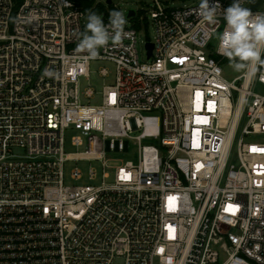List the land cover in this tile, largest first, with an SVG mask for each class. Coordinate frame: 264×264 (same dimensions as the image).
Masks as SVG:
<instances>
[{
  "label": "built area",
  "instance_id": "built-area-1",
  "mask_svg": "<svg viewBox=\"0 0 264 264\" xmlns=\"http://www.w3.org/2000/svg\"><path fill=\"white\" fill-rule=\"evenodd\" d=\"M86 1L0 0V264H264V81L224 76L211 47L223 15L210 25L201 0H150L155 38L142 61L148 18L126 14L121 43L97 58L115 64V80L93 105L82 95L94 90L80 89L92 60L75 52L74 33L94 8L105 24L119 9ZM228 1L209 4L222 12ZM46 67L58 75L42 77ZM70 127L136 159L113 168L112 183L69 185L67 160L104 155L66 153Z\"/></svg>",
  "mask_w": 264,
  "mask_h": 264
},
{
  "label": "clouds",
  "instance_id": "clouds-1",
  "mask_svg": "<svg viewBox=\"0 0 264 264\" xmlns=\"http://www.w3.org/2000/svg\"><path fill=\"white\" fill-rule=\"evenodd\" d=\"M198 12L210 25H216L218 17L223 15L224 30L216 35L218 53L227 58L233 71L241 73L244 79L253 81L259 77L264 81V13L253 14L243 6V0H233L222 12L219 4L210 6L209 0H201ZM127 23L121 10L113 9L107 24L100 14L89 11L85 30L74 33L77 41L75 52L83 54L88 60L99 58L100 50L109 43H121L126 35ZM57 75L54 69L47 67L42 73V77L48 78Z\"/></svg>",
  "mask_w": 264,
  "mask_h": 264
},
{
  "label": "rangeland",
  "instance_id": "rangeland-1",
  "mask_svg": "<svg viewBox=\"0 0 264 264\" xmlns=\"http://www.w3.org/2000/svg\"><path fill=\"white\" fill-rule=\"evenodd\" d=\"M168 1L173 7H181L185 5H191L198 0H164ZM225 1V0H222ZM254 0H247L244 7H250ZM118 9L123 11L125 15L129 9L141 12L148 19L141 25L139 32V43L138 48L140 52V58L142 61H147L146 43L147 41H153L155 38V26L152 18L150 17V9L152 2L150 0H114ZM229 5L233 3V0L228 1ZM105 4V2H104ZM113 6L108 7L111 12ZM264 9V8H263ZM101 9L100 11H102ZM99 11V12H100ZM102 16L103 20L105 12L98 13ZM85 25L87 23V16L84 18ZM219 34V33H217ZM216 34V35H217ZM216 35L212 40V50L218 47V41ZM107 68L110 71L108 76H103L100 70ZM224 76L233 80L234 78L241 75L233 71L229 66V61L224 59L223 63ZM115 80V64L105 59H95L91 61L90 73L86 77H82L80 80V89L84 93L89 87L95 92V95L91 98L82 95L83 103H91L93 105H99L102 103V90L105 84H112ZM81 135L83 138V144L75 145L73 143V137ZM93 142V143H91ZM89 150L92 153H104L103 157L100 158H89V159H70L65 162V182L69 185H95L100 186L104 183H112L113 175L112 170L116 166L122 164L126 160L136 159V151H132L129 154L110 153L106 151L105 140L101 132L93 131L90 135L86 136L81 131L70 127L65 132V152L66 153H77ZM78 167L82 171V177L80 179H74L71 177V171L73 168ZM93 168L96 171V176L90 178V170ZM110 172V177H105V173Z\"/></svg>",
  "mask_w": 264,
  "mask_h": 264
},
{
  "label": "water",
  "instance_id": "water-1",
  "mask_svg": "<svg viewBox=\"0 0 264 264\" xmlns=\"http://www.w3.org/2000/svg\"><path fill=\"white\" fill-rule=\"evenodd\" d=\"M109 3H111V0H108ZM264 6V0H254L251 3V7H263ZM135 15V10L133 9H129L127 12V16L128 17H133ZM147 47L149 49V55H151L152 50H153V44L152 43H148Z\"/></svg>",
  "mask_w": 264,
  "mask_h": 264
},
{
  "label": "trees",
  "instance_id": "trees-1",
  "mask_svg": "<svg viewBox=\"0 0 264 264\" xmlns=\"http://www.w3.org/2000/svg\"><path fill=\"white\" fill-rule=\"evenodd\" d=\"M17 1V3L19 4V3H21L23 0H16ZM78 2H79V4L81 5V6H83L84 8H90L92 5H93V3L92 2H90V1H86V0H78ZM101 9H103L101 6H98V7H96V8H94L93 9V12H96V13H100L101 11ZM100 11V12H99ZM225 59H227V58H225Z\"/></svg>",
  "mask_w": 264,
  "mask_h": 264
}]
</instances>
